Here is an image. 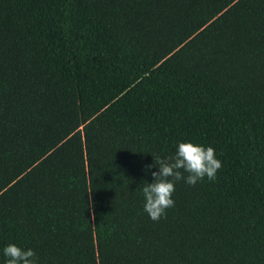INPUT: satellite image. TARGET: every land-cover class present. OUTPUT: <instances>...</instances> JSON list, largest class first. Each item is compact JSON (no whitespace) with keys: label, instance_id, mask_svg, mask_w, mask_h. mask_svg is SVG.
I'll return each instance as SVG.
<instances>
[{"label":"trees","instance_id":"16d2710c","mask_svg":"<svg viewBox=\"0 0 264 264\" xmlns=\"http://www.w3.org/2000/svg\"><path fill=\"white\" fill-rule=\"evenodd\" d=\"M186 141L222 167L153 221L144 183ZM9 243L264 264V0H0V264Z\"/></svg>","mask_w":264,"mask_h":264},{"label":"clouds","instance_id":"9594fccd","mask_svg":"<svg viewBox=\"0 0 264 264\" xmlns=\"http://www.w3.org/2000/svg\"><path fill=\"white\" fill-rule=\"evenodd\" d=\"M154 164L158 171L151 173L153 182L144 183L142 188L144 212L153 221H159L166 216L169 208L174 207L172 197L176 183L183 181L195 186L205 178L214 181L217 171L222 167L213 147L187 141L179 142L173 155L158 157ZM2 254L5 264H36L38 259L34 250L23 249L14 243L4 246Z\"/></svg>","mask_w":264,"mask_h":264}]
</instances>
